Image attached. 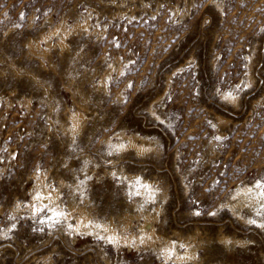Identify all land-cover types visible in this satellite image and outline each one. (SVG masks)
<instances>
[{
	"label": "rangeland",
	"instance_id": "1",
	"mask_svg": "<svg viewBox=\"0 0 264 264\" xmlns=\"http://www.w3.org/2000/svg\"><path fill=\"white\" fill-rule=\"evenodd\" d=\"M215 1L0 0V264H181L159 241L116 243L100 226L139 235L145 213L183 250L182 236L196 235L197 261L182 264H264V203L245 205L242 220L226 203L241 182L264 185V0ZM89 13L90 30L73 31L63 54L30 52L50 22ZM74 109L87 117L75 130ZM121 133L154 149L116 147ZM39 170L96 231L28 206Z\"/></svg>",
	"mask_w": 264,
	"mask_h": 264
},
{
	"label": "bare ground",
	"instance_id": "2",
	"mask_svg": "<svg viewBox=\"0 0 264 264\" xmlns=\"http://www.w3.org/2000/svg\"><path fill=\"white\" fill-rule=\"evenodd\" d=\"M115 1V0H114ZM118 1V0H117ZM128 1V0H127ZM143 1V0H142ZM103 2V1H102ZM121 3V2H120ZM119 3V4H120ZM127 3V2H126ZM215 3V4H214ZM213 4L216 5L219 9H222L223 7V2L220 0H216ZM121 5H124L123 3ZM117 6V5H116ZM121 7V6H119ZM174 9V8H173ZM175 9H177V7L175 6ZM178 10V9H177ZM176 10V11H177ZM175 11V12H176ZM118 13V12H117ZM134 14V13H133ZM135 15V14H134ZM82 20H76L74 23L70 24L68 22V16L64 15L62 17V20L60 22H58L57 24H52L51 22L48 25V29L44 30L42 32L39 33V38H30L28 40V45L30 48V52L35 54L36 52H40L42 53L45 57L48 55V52L50 51L49 49L53 46L56 45L58 47L61 48V54H63V52L66 49H69L70 47V38L72 35L73 31H78L77 29H86L90 30L91 28V19H90V13L87 15H82ZM131 18V16H130ZM98 27V26H97ZM105 28V27H104ZM92 30V29H91ZM99 30V28H98ZM75 31V32H76ZM94 31V28H93ZM91 31V32H93ZM105 31V29H104ZM55 37L57 39L56 44H54V38ZM41 41H44L47 46L43 47L41 45ZM68 52V51H67ZM253 55V54H252ZM252 57V56H251ZM249 56V58H251ZM251 61V59L249 60ZM252 62V61H251ZM115 64H117L115 62ZM251 64V63H250ZM249 64V65H250ZM43 65V63H42ZM112 65V64H111ZM111 67V66H110ZM115 67V66H114ZM121 67V66H120ZM181 67V66H180ZM42 68V66H41ZM112 68V67H111ZM122 68V67H121ZM119 69V68H118ZM122 70V69H121ZM110 71V70H109ZM120 71V69H119ZM105 72V71H104ZM103 72V73H104ZM121 72V71H120ZM102 73V75H103ZM109 73V72H108ZM107 75L104 76H100L101 80L99 82V84L97 85H101L103 87V85L109 84L107 83V79H109L111 76L109 75V78L106 77ZM168 80H170L171 76L168 75ZM251 79V78H250ZM110 80V79H109ZM171 81V80H170ZM250 81V80H249ZM251 82V81H250ZM170 83V82H168ZM107 86H105L106 88ZM98 88V87H97ZM107 89V88H106ZM105 90V89H104ZM225 92V91H224ZM233 93V92H232ZM231 92H226L223 94V96L225 98H227L228 100H230L232 103L237 102L238 101V97L236 95H233ZM239 96V95H238ZM164 97V95L162 97H160L158 99V101ZM30 101V100H29ZM27 102V101H26ZM79 102V101H78ZM30 103V102H29ZM80 103V102H79ZM28 104V103H27ZM236 105V104H235ZM85 108V107H84ZM83 109V108H82ZM73 111V109H71ZM155 110V109H154ZM70 111V110H69ZM68 112V111H67ZM153 116L155 115L157 118H162L157 112L152 111ZM85 114L82 113V111L80 109L75 110L74 112L69 113V120H71L73 127L75 129L79 128L82 125V121L84 119ZM156 118V119H157ZM87 119V117H86ZM217 119V118H216ZM217 121L215 120V123ZM218 122L220 124L223 123H227L228 121L225 118L219 117L218 116ZM230 122V121H229ZM214 123V125H215ZM218 124L216 123V126ZM220 126V125H219ZM71 130V128H70ZM72 130V131H73ZM79 130V129H78ZM77 131V130H76ZM120 133V132H119ZM221 135V134H220ZM122 141L115 143V146H119L120 148H123L125 146H127V144H125V142L123 140H128L129 145L133 146V147H137L136 149H138V151H144L146 149H152L153 148V144L152 143H148L145 141V137L143 139V137L140 136V134H136V133H121L120 134ZM119 136V137H120ZM110 138V137H109ZM141 139L142 143L139 145L138 140ZM149 140V139H148ZM111 141V140H110ZM109 141V142H110ZM114 142V141H113ZM111 142V143H113ZM152 142V141H151ZM114 145V144H113ZM128 145V146H129ZM116 146V147H117ZM129 146V147H130ZM155 146V145H154ZM118 147V148H119ZM132 147V148H133ZM127 148V147H126ZM213 148V147H212ZM154 149V148H153ZM137 151V150H136ZM148 151V150H147ZM140 153V152H139ZM215 154V149H214V153ZM213 156V155H212ZM1 158V157H0ZM47 172H44L43 170H39L37 172H34L33 177L35 178V186L31 189V202L28 204L29 207L33 208L34 206H36V202L39 203V207H41V205L43 206L44 204H47L48 207L51 208V212H55L58 214H63V216H67V218H69L70 216L72 217H76L74 219H76V223L75 225H73L74 223H72L70 220V222L68 221L67 226L70 228L75 229V231H82V230H86V229H90V230H94L96 231V229H94V220L92 221V219H90L89 216V212H87L85 209V207H81L80 205L70 209L69 212L66 211V209L59 204V189L55 188V187H51L49 185H47L45 178H46V174ZM184 174V173H183ZM188 173H186L185 176H187ZM141 177V176H140ZM139 177V178H140ZM142 179V178H141ZM146 180H144L145 182ZM185 181V180H184ZM262 185V183L260 181H255V182H248V181H244L241 182L239 184L236 185V187H234L228 197V201L226 202L229 210L231 212V214H234L237 218L245 219L244 214L242 215L241 213V209L247 205V206H257V204L260 205L261 202L264 203V195H261L262 191H264V189L258 188L256 187V185ZM61 188V187H59ZM147 188H148V198L153 200L156 197V188H152V184L151 182L147 181ZM189 185H186V192L189 190ZM146 189V188H145ZM161 190V189H160ZM163 191V190H162ZM147 192V191H146ZM61 193V192H60ZM147 193V194H148ZM160 193V192H159ZM158 193V194H159ZM162 196V195H161ZM228 196V195H227ZM158 197V196H157ZM61 202V201H60ZM136 202V201H135ZM70 203V201H69ZM72 203V202H71ZM262 203V206H263ZM74 205V204H73ZM17 206V205H16ZM27 206V207H28ZM1 207V206H0ZM18 207H20V205H18ZM14 208V207H13ZM70 208V207H69ZM87 208V207H86ZM161 207L158 208V210L160 211ZM250 208V207H248ZM39 208H37L38 210ZM76 212H74V210H76ZM2 210V209H1ZM36 210V209H35ZM254 210V209H253ZM18 211L17 209L14 208V214L15 212ZM141 214H142V210ZM157 211V209H156ZM50 212V213H51ZM149 212V211H148ZM155 212V210H154ZM56 215V214H55ZM91 215V214H90ZM137 215V214H136ZM140 215V214H139ZM157 214L154 213H145V218L144 221L140 223V226L138 231H140V234L138 235L137 233L134 232V234H130V236H126L123 232L122 233H118V230L116 227L115 229H113L112 227H110L108 224H102L100 225L103 229L102 231H104V234L110 239V240H115L116 243L117 241L120 242V244H131L132 240L134 241V238L136 240V246L138 248V244L140 245L141 243H139L140 241L142 243H144L148 248L149 247H156L158 241L160 243V248L162 249L163 254L167 259H173L175 262L177 263H183L186 261H193L196 262L197 261V250L195 249L194 246V242L196 241V235H190L186 238H183L182 236V240H184V246L186 247V250H183L181 248V243L183 241H181V243L177 240L172 239L171 237H166L164 238L163 236L160 237L157 232L156 229L154 227L153 222L155 220H157ZM61 216V215H60ZM72 217V218H73ZM92 217V216H91ZM139 217V216H138ZM144 217V216H143ZM248 218V217H247ZM68 220V219H67ZM249 220V219H248ZM251 221V220H250ZM74 222V221H73ZM100 222V221H99ZM140 222V221H139ZM246 222V221H245ZM106 223V222H105ZM109 223V222H108ZM123 223V222H122ZM101 224V223H100ZM113 224V222H112ZM111 225V224H110ZM121 225V224H120ZM113 226V225H112ZM98 228V227H97ZM101 229V228H100ZM119 231L121 232L122 230L119 229ZM125 231V230H124ZM177 231V230H176ZM100 232V231H99ZM70 233V232H69ZM84 233V232H83ZM175 233V232H174ZM179 233V232H178ZM93 234V233H92ZM102 234V233H101ZM197 234V233H195ZM128 235V234H127ZM104 236V235H103ZM175 236H177L175 234ZM180 236V235H179ZM179 236L177 238H179ZM198 236V235H197ZM230 236V235H229ZM229 236L227 237L226 235H224V233L219 237L218 240H220L223 244L225 245H229L232 244V242L230 241H235L232 238H229ZM199 237V236H198ZM180 239V238H179ZM200 239V238H199ZM217 240V241H218ZM199 241V240H198ZM219 242V241H218ZM236 242V241H235ZM237 242H241L237 240ZM134 243V242H133ZM132 243V244H133ZM234 243V242H233ZM143 244V245H144ZM220 244V243H219ZM235 244V243H234ZM232 244V245H234ZM183 245V244H182ZM224 245V246H225ZM121 246V245H120ZM123 246V245H122ZM222 246V245H221ZM231 246V245H230ZM228 246V247H230ZM226 247V246H225ZM185 249V248H184ZM204 249V248H203ZM231 250V249H230ZM161 252V253H162ZM158 253V252H157ZM171 260V261H173ZM169 262V261H168ZM49 264V263H48ZM194 264V263H193ZM198 264V263H197Z\"/></svg>",
	"mask_w": 264,
	"mask_h": 264
},
{
	"label": "snow or ice",
	"instance_id": "3",
	"mask_svg": "<svg viewBox=\"0 0 264 264\" xmlns=\"http://www.w3.org/2000/svg\"><path fill=\"white\" fill-rule=\"evenodd\" d=\"M256 187L261 188V189H264V185L258 184V185H256ZM261 195H264V191H262Z\"/></svg>",
	"mask_w": 264,
	"mask_h": 264
}]
</instances>
